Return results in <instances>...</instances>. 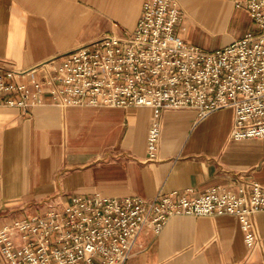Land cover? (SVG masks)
<instances>
[{"label":"crops","instance_id":"obj_1","mask_svg":"<svg viewBox=\"0 0 264 264\" xmlns=\"http://www.w3.org/2000/svg\"><path fill=\"white\" fill-rule=\"evenodd\" d=\"M175 1L178 35L206 51L253 28L235 7L244 0ZM142 2L0 0V65L27 71L105 35L123 36L136 27ZM152 118L150 107L59 106L48 95L25 111L0 107V229L74 195L197 197L246 180L264 187V138L231 140V108L203 118L163 109L157 160L149 162ZM253 222L258 242L248 249L235 216H172L158 233L144 227L124 264H264V212Z\"/></svg>","mask_w":264,"mask_h":264},{"label":"built area","instance_id":"obj_2","mask_svg":"<svg viewBox=\"0 0 264 264\" xmlns=\"http://www.w3.org/2000/svg\"><path fill=\"white\" fill-rule=\"evenodd\" d=\"M235 7L246 10L253 28L206 51L178 35L183 14L175 0H143L136 27L123 36L105 35L27 71L0 65V107L25 111L43 95L59 106L150 107L149 162L157 160L163 109H194L203 118L231 108V140L264 138V0ZM259 212L264 187L254 180L234 190L211 186L197 197L74 195L3 226L0 255L6 264H124L144 227L158 233L177 215L235 216L253 249Z\"/></svg>","mask_w":264,"mask_h":264}]
</instances>
